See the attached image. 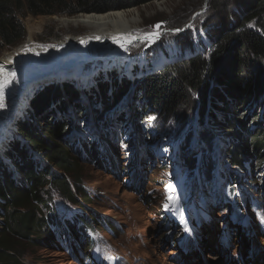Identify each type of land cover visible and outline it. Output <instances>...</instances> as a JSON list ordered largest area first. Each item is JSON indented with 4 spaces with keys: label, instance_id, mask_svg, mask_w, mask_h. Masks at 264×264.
<instances>
[{
    "label": "trees",
    "instance_id": "trees-1",
    "mask_svg": "<svg viewBox=\"0 0 264 264\" xmlns=\"http://www.w3.org/2000/svg\"><path fill=\"white\" fill-rule=\"evenodd\" d=\"M151 1L0 0V48L17 45L25 36L24 26L18 17L23 11L34 16L104 13ZM221 1L223 3L214 2V9L220 10L221 4L223 8L230 6L227 4L230 0ZM240 8L244 11L237 12L240 19L233 27L216 34L215 38L207 36L210 48L204 55L195 53L164 68L150 69L140 82L127 79L125 73H117L111 84L109 80L104 81L105 77L98 78L89 92L84 90V103L78 100L79 92L72 81L59 82L58 85L49 82L40 87L23 109L24 115L15 122L18 138H13L1 150L0 264H23L21 251L27 245L49 246L70 238V231L80 243L84 242L91 249L92 240L88 238L86 228L96 226L98 229L107 220L84 206L98 196H91L92 192H88L83 185L86 178L82 174L81 160L105 171L131 174L135 179H131L129 186L139 197L152 202L153 195L144 190L138 177L149 170L153 174L157 159H149L140 152L137 157L132 155L127 165L122 166L120 160L125 157L120 146L123 145L132 151L137 147L142 150L147 145L162 157L159 165L170 158L181 170H193L195 161L200 160L202 174L209 178L213 167L210 143L214 137L212 128L216 125L224 135L222 153L231 168L238 166L244 170L245 163L250 165L251 173L247 175L251 183L245 179L242 182L260 199L264 198V0H255L251 7ZM140 42L136 41L131 46L136 47L133 53L129 50L133 57L143 52L145 44ZM248 61L255 62V65L248 66ZM245 71L250 74L244 77ZM132 89L136 104H130L129 108L133 110L130 118L118 107V103ZM197 93L201 97L198 110L195 102L199 121L208 120L212 128L198 133L197 145L201 149L195 151V156H188L195 138L187 137L186 132L171 124H175L172 119L179 115L175 110L186 101L192 107L186 113L187 118H179L177 123L193 119L194 115L190 114L194 110V96ZM147 98L151 101L148 102ZM137 99L141 101L140 107L137 106ZM69 104L74 110L73 116L67 111ZM156 104L161 108H154ZM84 106L87 111L83 110ZM146 110L149 113L146 114ZM112 114L113 118L109 119ZM91 116L95 125L102 129V136L93 139L91 134L92 138H88V141L76 140L73 127L88 125ZM148 124L154 125L156 130L149 133L146 128ZM164 125L167 129L162 133L161 127ZM112 127L123 129L124 135L127 132L130 134L121 144H117L119 135L114 136ZM182 136L185 138L182 139ZM94 140L102 141L109 149L115 161L114 167L108 164L106 155H101L102 151ZM137 163H140V168H135ZM10 165L19 173L22 181L18 180V176L17 179L12 177ZM178 174L177 171L174 174L175 182ZM228 179L229 194H225V197L230 200L236 189L232 169L229 170ZM46 184H54L62 199L71 203L68 209L77 210L78 219L82 222L80 228L74 219L66 218L63 221L68 230L64 229L62 214L49 197ZM142 190L145 194H142ZM166 201H171V198ZM249 203L254 204L251 200ZM80 210L89 211V216H84ZM161 224L164 228L174 225L170 219H163ZM174 235L175 232L171 235L172 242Z\"/></svg>",
    "mask_w": 264,
    "mask_h": 264
},
{
    "label": "rangeland",
    "instance_id": "rangeland-1",
    "mask_svg": "<svg viewBox=\"0 0 264 264\" xmlns=\"http://www.w3.org/2000/svg\"><path fill=\"white\" fill-rule=\"evenodd\" d=\"M205 1L206 0H152L151 2L129 8H114L107 11H128L137 14L139 17L138 31L141 33H152L153 31L157 32L159 30L163 31L156 41L140 42L145 44V47L142 50V54L139 56L133 57V55L129 53V50H131L132 53L134 49L136 50V47H131L133 43L130 47L116 53L115 57L110 60H105L104 57L99 59L96 58L95 60H85V58L77 55L74 60H68V58L62 60L58 58L59 66L56 71L60 73L58 77L57 73L49 68L29 69L30 71L27 72L25 79H34L38 76L40 78L34 83H31L29 88L23 93V96L14 102L11 114L7 117L3 130L0 131V156H3V151L1 150L7 146L13 138H18L17 132L15 131V122L20 119L22 114L24 115L23 109L26 107L31 97H33L44 84L58 82L61 81V79L68 80L70 78L71 80L70 75H74L76 71L81 69L83 71V76L81 78H84V80L77 79V81L73 80L72 83L74 82L76 91L79 92L78 100L84 103L86 102L84 90L87 89L89 92L90 87L95 84L98 78L105 77L104 81L109 80L111 84V80L117 73H125L127 79L140 82L146 77L144 74L150 71V69L164 68L166 64L172 62L176 57L178 59L190 57L192 54L197 53L198 49H200V52L204 55L205 51L209 50L208 48L210 46L205 37L210 36L215 38L216 34L225 32L233 27L240 19L237 12L244 11L240 7L244 9V7L247 6V8H249L253 5L255 0H230V2L227 3L230 4V6L225 8H223V4H221L223 1L210 0L204 11L200 12L201 15L199 14L192 18L194 13L204 8ZM214 2H221V6L219 7L220 10L214 9ZM107 12H95L91 14H105ZM89 14L90 13H75L34 16L24 11L21 12L18 17L24 26L25 36L20 39L17 45L3 46L0 48V59L5 58L8 53L16 50L18 47L28 44L51 46L67 40L71 35H77V37L84 36L87 34L85 27L73 22L75 17ZM193 20H195L194 23H192ZM157 22H162V24L159 25V29L155 30L154 25ZM68 23L73 24L68 27ZM174 29H179L180 31ZM202 35H205V37ZM247 64L248 66H254L255 62L248 61ZM80 74L81 71L75 76L77 77ZM248 74H250L248 71L243 72L244 77ZM58 84L59 82L55 83V85ZM133 93L134 90L129 91L118 103V107H121L130 118L133 114V110L129 108L130 104H136ZM200 99L201 97L197 93V95L194 96V110L190 114L194 115L192 120L188 119L187 122L182 124L177 123L179 118L183 120L187 118L186 113H188V109L192 107L187 101L182 102L175 110V113H179V115L177 118L172 119L175 124H171V126L177 127L181 132H186L187 137H194L196 132L200 133L201 131L212 128L208 120H203V122L199 121L200 115L197 110L201 102ZM147 100L148 102L151 101L149 98H147ZM140 102L141 101L137 99V106L139 107L141 106ZM71 107V104L67 107L69 114L74 112ZM97 107H99V105H97ZM154 108L159 109L161 106L156 104ZM83 110L87 111L85 106ZM148 111L149 110H146L145 113H149ZM55 113H57V111H55ZM175 113L173 116L176 115ZM113 116L114 114L110 115L109 119H112ZM82 128H84V126ZM82 128L76 131V135L79 134L78 131H82L85 136H87V134L98 136L102 130L95 125L92 116L89 118L88 126H86L85 129ZM146 128L149 133L156 130V127L151 124H148ZM161 128L162 133H165L167 126L164 125ZM116 129V133L121 137L120 143H122L130 133L127 132L124 135L123 129L119 127ZM215 130H218L216 125L212 128V132ZM184 138L185 136H182V139ZM97 148L102 151L101 155H106L109 158V153L104 146L98 145ZM122 148L121 151L125 157V162H123V158H121L120 161H122L121 165L125 166L127 164L126 160H128L127 155L129 150L124 145ZM140 152L149 159H155L157 156V154L153 152V149L147 145H145ZM133 153L135 156L136 152ZM80 162L83 166L82 174L86 178L83 181L84 187L88 192H95L98 196L97 198H93L92 202L88 205L84 206L90 211H94L107 220L112 221L111 225L115 227L103 226L96 230L88 231L89 235L96 239L92 254L103 259L106 264H253L250 260L262 262L261 255L264 254V240L263 238L250 239L249 234L245 235V231L240 226L242 217H235V219H232V212L228 209L224 210L225 207H221L216 209L213 213H209L202 209L198 202L194 205L191 204L189 200L184 201L180 200V198L174 199L169 194H165L164 187H159L160 184H157V182L161 183L165 180L163 171H157V173L153 175L150 174L149 171V174L145 173L142 177L139 176L142 182L141 185L144 186V190L147 193L149 189L154 188L156 190V197L152 199V202L148 203L146 198L139 197L137 193L125 186L124 181H126L129 176L127 172H115V174H110L103 168L94 167L88 161L81 160ZM113 163L114 162H112V164ZM159 164L157 165V169L164 167V165L160 166ZM19 179L20 177L18 175V180ZM153 180H157V182L153 184ZM20 181L22 180L20 179ZM45 188L48 189L49 197L59 209V212H65L68 208L67 206H70L71 203L62 199V194H60L54 184H52V186L46 184ZM142 194H145L143 190ZM256 196V193H254L253 198ZM167 198H172L174 201L169 203L170 209L166 211L164 216L174 213L177 231L180 229L181 232V235L175 241L176 246H172L167 241L166 232L161 230L159 224L163 218V214H161L164 206L163 204L168 203L163 199ZM261 201L262 203L257 200L259 203L258 206L249 209V215L254 216V221L264 232V224L262 222L264 220V198H262ZM228 204H230L231 207L233 205L230 201ZM74 213H77V211L71 212L67 214V216ZM84 213L86 216H89V211L85 210ZM188 213L191 214L195 223L196 230L193 232V243L196 246V250L186 255L182 252L181 246H183L184 249H189L191 246L188 229ZM0 229H2L1 226ZM240 234L243 236V239L236 238V236ZM245 237H247L248 240H245ZM258 252L260 253L258 254ZM21 253L23 264H80L74 261V259H80L82 256L78 253H74V256H72L63 248L58 251V249L51 246V244L49 246H45L44 244L27 245ZM111 255L115 257V260L111 259ZM262 264H264V260Z\"/></svg>",
    "mask_w": 264,
    "mask_h": 264
},
{
    "label": "bare ground",
    "instance_id": "bare-ground-1",
    "mask_svg": "<svg viewBox=\"0 0 264 264\" xmlns=\"http://www.w3.org/2000/svg\"><path fill=\"white\" fill-rule=\"evenodd\" d=\"M73 23L85 27L87 34L82 37L71 35L57 45L28 44L18 47L8 53L5 58L0 59V131L3 130L7 117L11 114L14 102L23 96L31 83L40 78L38 76L34 79H25L30 70L43 67L56 72L59 66L58 58L74 60L76 55L85 60H95L101 57L110 60L115 57L116 53L130 47L135 41H156L163 32L159 30L152 33H141L138 31V15L128 11L77 16ZM73 23H68L67 26ZM56 73L57 77L60 76L59 72ZM77 74L79 71L72 76Z\"/></svg>",
    "mask_w": 264,
    "mask_h": 264
},
{
    "label": "water",
    "instance_id": "water-1",
    "mask_svg": "<svg viewBox=\"0 0 264 264\" xmlns=\"http://www.w3.org/2000/svg\"><path fill=\"white\" fill-rule=\"evenodd\" d=\"M208 1H210V0H206L205 2H204V8L202 9V10H200V11H198V12H196V13H194V15H193V17L192 18H194L196 15H199L200 14V12L201 11H204V9L207 7L206 5L208 4ZM162 24V22H157L155 25H154V29H159V25H161ZM188 25V24H187ZM174 30H176V31H180L179 29H174Z\"/></svg>",
    "mask_w": 264,
    "mask_h": 264
}]
</instances>
